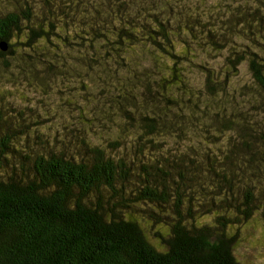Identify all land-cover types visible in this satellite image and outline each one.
Instances as JSON below:
<instances>
[{
    "label": "trees",
    "instance_id": "16d2710c",
    "mask_svg": "<svg viewBox=\"0 0 264 264\" xmlns=\"http://www.w3.org/2000/svg\"><path fill=\"white\" fill-rule=\"evenodd\" d=\"M37 1L0 14V264H242L240 228L264 224V46L198 62L227 47L202 17L219 2ZM22 80L46 116L13 105ZM243 81L247 104L217 103Z\"/></svg>",
    "mask_w": 264,
    "mask_h": 264
},
{
    "label": "rangeland",
    "instance_id": "374dc122",
    "mask_svg": "<svg viewBox=\"0 0 264 264\" xmlns=\"http://www.w3.org/2000/svg\"><path fill=\"white\" fill-rule=\"evenodd\" d=\"M170 2L174 5L179 4V7H180V6H186V3H188L189 0H172ZM208 2L222 3L221 5H219L221 6L220 10H217L219 6L216 9H213L210 6H208V9L207 7L203 8L202 17L207 18V20H204L208 24L207 29H209L214 34H219L221 36H224L227 47H224L223 48L224 50H221L220 53L217 52L216 51L217 49L215 48L214 49H211V48L202 49V56L198 59V62H202V60H206L207 64H209L211 68L218 70V67L221 66L222 57L225 58L229 54L228 51H230V47L233 46L235 48H238L241 45H246V46L252 47V49H256L257 47L255 46L254 43H256L257 46H260V45L264 46V33H263L264 21L261 24L262 25L261 28H258L256 26L257 17H259L260 14H264V0H208ZM26 3H29L30 6H32V4L35 6H38L37 0H6L4 2L0 0V14L7 13L10 10H14L18 12L19 11L18 7ZM193 8H195V5L193 6ZM190 9L192 8L189 6V10ZM190 11H193V10H190ZM246 20L250 21V25H251L250 27L241 26V24ZM228 22H230V25L232 28H234V30L242 28L244 32H241V31L238 33L234 32L229 37V34L227 33V29L225 28V25ZM173 25H175L174 20H173ZM189 38L190 37H188V39ZM257 51H262L264 53L263 49L261 50L257 49ZM212 56H214V58ZM6 58L12 61L11 56H7ZM216 58H219V59L215 60ZM198 78H200V80L198 79L199 83H202L205 77L204 75H202V76H199ZM238 80H243V79H238ZM243 83L244 81L241 82L240 84H235L236 86L231 85V87L228 88L225 92L217 91L219 95V100L217 103H223L224 101L227 100L228 102H231V103H234V101H236L237 104L240 102L247 104L248 100L251 99L252 94H251V91L242 92L238 89ZM248 83H251V82H248ZM26 84H27L26 80H22V81L17 82L16 84H12L14 85V86H11L12 88L20 87L22 91L20 95L16 94L15 96H13L14 98L13 99L14 102H12L13 105L22 107V106H26L29 104V106L33 108L32 110H34L36 113L41 112L42 115L46 116L47 113L46 111L43 110L45 109V105L43 103L45 100H47V97L44 99L43 103H40L39 101L36 100L39 95L35 94V92L31 93L29 90H27V88L22 87L23 85H26ZM33 85L39 86L37 82H33ZM60 88L65 89L63 85ZM3 91H4V88L2 85H0V95H3ZM8 91H11V90H8V88L5 87V94H12V92L8 93ZM23 93L28 94L29 97H34V100H31V101H27L25 99L19 100L18 97L23 95ZM55 94L58 97L57 91H55L51 95V97H53V95ZM74 100L80 106H82L84 110H87V108H85V106L87 105V102L85 99H83L82 97H78ZM1 105L2 104L0 103V106ZM63 113L67 115L66 112H63ZM77 114L79 113L77 112ZM64 122L65 121L62 118L58 119L54 117L52 124L55 127L56 126L60 127ZM86 129L88 131L91 130L89 129L88 126L86 127ZM90 136L94 139L93 142L97 141L95 140V136L93 132L91 131H90ZM203 146L204 144L202 142V149H203ZM257 169H260L262 171V174L260 176L262 178H258V179H264V177L262 176L264 175V163L262 161L257 164ZM209 200L210 198H202V204H208L210 202ZM214 217L215 215L213 213L206 214L204 215V222H207V223L210 222V225H213ZM260 217H261L260 215H257L254 218V219H260V220H258L256 224H253L252 227H245V228L241 227L239 230L240 232L239 239L241 238L242 240L243 236H245L246 239L244 242H242V244L235 246L234 253L237 259L242 264H264V224Z\"/></svg>",
    "mask_w": 264,
    "mask_h": 264
},
{
    "label": "water",
    "instance_id": "95a60500",
    "mask_svg": "<svg viewBox=\"0 0 264 264\" xmlns=\"http://www.w3.org/2000/svg\"><path fill=\"white\" fill-rule=\"evenodd\" d=\"M0 49L3 50V51H6L8 49L7 44L6 43H2L0 45Z\"/></svg>",
    "mask_w": 264,
    "mask_h": 264
}]
</instances>
